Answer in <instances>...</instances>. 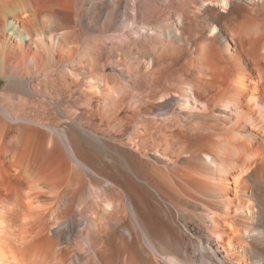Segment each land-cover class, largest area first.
I'll return each instance as SVG.
<instances>
[{
    "label": "bare ground",
    "instance_id": "bare-ground-1",
    "mask_svg": "<svg viewBox=\"0 0 264 264\" xmlns=\"http://www.w3.org/2000/svg\"><path fill=\"white\" fill-rule=\"evenodd\" d=\"M0 264H264V0H0Z\"/></svg>",
    "mask_w": 264,
    "mask_h": 264
},
{
    "label": "rangeland",
    "instance_id": "rangeland-1",
    "mask_svg": "<svg viewBox=\"0 0 264 264\" xmlns=\"http://www.w3.org/2000/svg\"><path fill=\"white\" fill-rule=\"evenodd\" d=\"M6 80L3 78H0V84H3Z\"/></svg>",
    "mask_w": 264,
    "mask_h": 264
}]
</instances>
